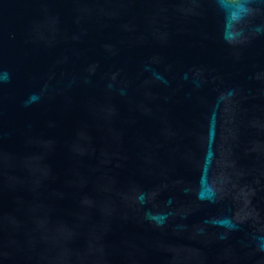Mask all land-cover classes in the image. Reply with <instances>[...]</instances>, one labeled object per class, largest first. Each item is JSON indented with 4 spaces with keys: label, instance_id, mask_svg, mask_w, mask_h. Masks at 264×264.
I'll list each match as a JSON object with an SVG mask.
<instances>
[{
    "label": "water",
    "instance_id": "1",
    "mask_svg": "<svg viewBox=\"0 0 264 264\" xmlns=\"http://www.w3.org/2000/svg\"><path fill=\"white\" fill-rule=\"evenodd\" d=\"M0 0V264H264V0Z\"/></svg>",
    "mask_w": 264,
    "mask_h": 264
},
{
    "label": "clouds",
    "instance_id": "2",
    "mask_svg": "<svg viewBox=\"0 0 264 264\" xmlns=\"http://www.w3.org/2000/svg\"><path fill=\"white\" fill-rule=\"evenodd\" d=\"M222 11L225 12L224 38L232 42L239 34L237 25L249 13V0H217Z\"/></svg>",
    "mask_w": 264,
    "mask_h": 264
}]
</instances>
